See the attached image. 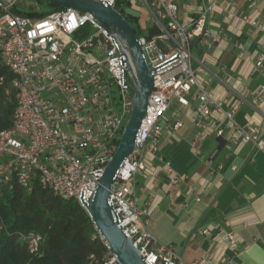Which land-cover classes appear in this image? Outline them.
I'll list each match as a JSON object with an SVG mask.
<instances>
[{"label": "built area", "instance_id": "obj_1", "mask_svg": "<svg viewBox=\"0 0 264 264\" xmlns=\"http://www.w3.org/2000/svg\"><path fill=\"white\" fill-rule=\"evenodd\" d=\"M103 1L114 6L116 0ZM128 1L135 13L142 8L151 16L159 33L137 37L153 72V89L136 145L112 184L110 201L125 233L149 264H211L205 257L184 263L171 245L153 236L148 228L150 214L135 200V183L139 177L147 178L146 157L157 150L162 134L169 130L175 138L182 126L180 119L164 120L173 100L183 106L196 101L191 113L196 133L190 142L195 154L206 130L216 138L224 136L223 120L233 129L232 143L251 142L263 150L260 131L256 125L248 130L238 125L233 119L236 107L225 108V100H217L199 83L198 75L210 71L192 55L191 45L199 36H208L211 42L219 39L205 29L206 12L213 9L215 0L187 23L178 22L171 0ZM248 1L255 6L256 0ZM18 2L0 0V66L11 75L4 93L13 94L15 101L12 125L0 131V179H14L27 191L38 183L54 196L76 200L84 208L81 200L89 204L130 114L131 95L123 81L120 52L111 35L86 13L68 8L30 15ZM242 21L264 36V23L248 16ZM141 28L146 30L142 24ZM126 79L130 84L128 75ZM257 93L264 100V85ZM213 155L207 161L210 167ZM165 170L172 184L182 181L168 162ZM203 232L209 235L212 230ZM97 236L104 248L89 255L86 264H119ZM25 239L36 254L40 236L30 233ZM222 241L237 250L234 233H223Z\"/></svg>", "mask_w": 264, "mask_h": 264}, {"label": "crops", "instance_id": "obj_2", "mask_svg": "<svg viewBox=\"0 0 264 264\" xmlns=\"http://www.w3.org/2000/svg\"><path fill=\"white\" fill-rule=\"evenodd\" d=\"M171 1L178 22L187 23L214 0ZM243 16L263 24L264 0L255 6L248 0H215L206 12L205 29L219 39L202 37L191 45V53L211 72L198 75L203 90L225 100V108L235 106L234 121L247 130L256 125L264 144V100L257 93L264 85V59L256 65L264 58V36ZM195 105L192 100L186 106L176 102L177 113L165 114L164 120L180 119L182 126L175 138L166 130L157 150L147 155V178H137L135 200L150 214L153 236L171 245L184 263L205 257L211 264H264V149L230 142L233 129L223 120L224 136L206 130L195 154L190 145L196 133L191 121ZM166 162L182 181L170 182ZM205 229L212 233L204 234ZM226 232L238 237L237 250L222 241Z\"/></svg>", "mask_w": 264, "mask_h": 264}, {"label": "trees", "instance_id": "obj_3", "mask_svg": "<svg viewBox=\"0 0 264 264\" xmlns=\"http://www.w3.org/2000/svg\"><path fill=\"white\" fill-rule=\"evenodd\" d=\"M42 1L39 12L22 10L26 14H45L62 8ZM130 24L137 37L150 38L159 33L154 26L141 28L138 15L129 8L128 0H116L113 6ZM0 131L12 125L15 107L13 94L6 96L4 87L11 75L0 66ZM119 140L116 142L118 145ZM30 233L41 238L36 254L30 252L25 239ZM104 248L86 210L76 200H63L50 190L33 183L27 191L14 179H0V264H86L88 256Z\"/></svg>", "mask_w": 264, "mask_h": 264}, {"label": "water", "instance_id": "obj_4", "mask_svg": "<svg viewBox=\"0 0 264 264\" xmlns=\"http://www.w3.org/2000/svg\"><path fill=\"white\" fill-rule=\"evenodd\" d=\"M62 9L72 8L88 14L111 35L122 59L123 81L131 95L130 114L109 160L106 162L99 183L89 204L81 200L96 232L104 239L119 264H149L132 240L125 233L110 201V190L123 162L136 145L141 120L153 89V72L146 61L141 44L134 30L108 2L103 0H46ZM202 36L195 39V45ZM128 75L130 84L126 77ZM220 142V141H218ZM223 143H219L218 149Z\"/></svg>", "mask_w": 264, "mask_h": 264}, {"label": "rangeland", "instance_id": "obj_5", "mask_svg": "<svg viewBox=\"0 0 264 264\" xmlns=\"http://www.w3.org/2000/svg\"><path fill=\"white\" fill-rule=\"evenodd\" d=\"M36 6H39V8H41L42 6H45V2L42 1L41 4H38L35 0H19L18 2V7L21 10H29V9H34ZM136 13L139 15L140 18V23L144 26V27H150L152 26V19L151 16L148 15L146 13V11L144 9H136ZM181 23V22H179ZM177 113V109H176V100H173L171 102V105L169 106L166 115L170 116H174Z\"/></svg>", "mask_w": 264, "mask_h": 264}]
</instances>
